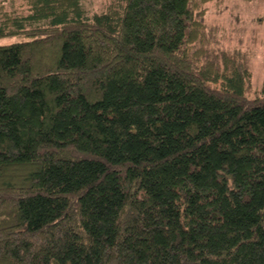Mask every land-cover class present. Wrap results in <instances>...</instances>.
Returning <instances> with one entry per match:
<instances>
[{
	"label": "trees",
	"instance_id": "trees-1",
	"mask_svg": "<svg viewBox=\"0 0 264 264\" xmlns=\"http://www.w3.org/2000/svg\"><path fill=\"white\" fill-rule=\"evenodd\" d=\"M0 7V264H264V82L215 0Z\"/></svg>",
	"mask_w": 264,
	"mask_h": 264
},
{
	"label": "rangeland",
	"instance_id": "rangeland-1",
	"mask_svg": "<svg viewBox=\"0 0 264 264\" xmlns=\"http://www.w3.org/2000/svg\"><path fill=\"white\" fill-rule=\"evenodd\" d=\"M27 0H0L3 10L25 11ZM88 14L107 10L113 0H83ZM202 19L214 36L213 49L246 56L253 72L254 90L264 82V0H215L205 5ZM15 38L1 39L0 46L17 42Z\"/></svg>",
	"mask_w": 264,
	"mask_h": 264
}]
</instances>
